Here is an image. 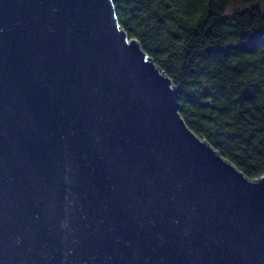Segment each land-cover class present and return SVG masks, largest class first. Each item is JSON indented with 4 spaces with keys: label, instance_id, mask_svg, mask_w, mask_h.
<instances>
[{
    "label": "water",
    "instance_id": "95a60500",
    "mask_svg": "<svg viewBox=\"0 0 264 264\" xmlns=\"http://www.w3.org/2000/svg\"><path fill=\"white\" fill-rule=\"evenodd\" d=\"M178 99L112 0H0V264H264V177Z\"/></svg>",
    "mask_w": 264,
    "mask_h": 264
},
{
    "label": "trees",
    "instance_id": "16d2710c",
    "mask_svg": "<svg viewBox=\"0 0 264 264\" xmlns=\"http://www.w3.org/2000/svg\"><path fill=\"white\" fill-rule=\"evenodd\" d=\"M118 24L178 90L188 128L264 177V0H112Z\"/></svg>",
    "mask_w": 264,
    "mask_h": 264
}]
</instances>
